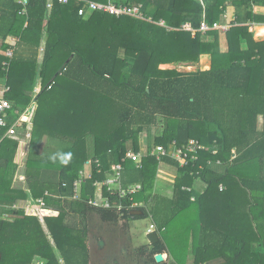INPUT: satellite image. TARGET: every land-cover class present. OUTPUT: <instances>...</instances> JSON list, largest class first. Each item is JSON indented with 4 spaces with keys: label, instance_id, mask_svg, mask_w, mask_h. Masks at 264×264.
<instances>
[{
    "label": "trees",
    "instance_id": "trees-1",
    "mask_svg": "<svg viewBox=\"0 0 264 264\" xmlns=\"http://www.w3.org/2000/svg\"><path fill=\"white\" fill-rule=\"evenodd\" d=\"M201 1L169 0L163 9L157 7V0H111L116 5H140L144 17L140 19L100 13L84 18L77 15L79 2L62 5L58 0H27L22 15L18 2L0 0V78L9 90L4 97L20 111L35 100L39 103L26 164L29 193L10 190L18 141L5 139L0 144V204L12 207L30 195L59 210L56 217L44 219L53 246L35 217L7 210L14 222L0 220V264H32L35 258L44 264H61L60 260L62 264H91L86 226L92 215L121 230L131 221L150 219L161 238L137 248V258L144 264H165L156 263L154 256L163 252L164 243L181 238L172 232L182 226L198 229L197 249L219 251L202 240L201 233L209 229L203 221L202 204L221 184L229 190L228 180L238 178L249 199L262 205L257 194L264 191V179L256 167L264 158V129L257 128L258 117L264 118V42L254 41L248 26L264 24L260 10L264 0L232 1L226 32H197L192 37L179 29L183 23L199 29L204 15L211 25L228 6L225 0ZM159 20L173 30L159 26ZM258 33L264 34V29ZM9 36L18 39L13 47L5 43ZM242 42L246 49L241 48ZM8 50L11 57L2 53ZM202 55L210 57L208 70L160 68L195 64ZM37 78L42 87L34 95ZM111 99L125 107L113 118L107 115ZM154 128L162 131L145 149L141 167L129 160L121 162L127 151L139 152V136ZM89 133L95 134L90 175L82 181L79 199H72L73 184L89 158ZM191 139L205 147L193 165L180 168L169 158L158 161L149 155L157 145L168 148L174 141L182 145ZM108 153L123 166L121 189L140 185L138 192L121 196L119 190L108 192L102 186L111 174L104 159ZM161 163L179 172L172 199L153 192ZM221 168L227 174L219 175ZM196 179L207 184L202 195L192 189ZM104 200L110 208L101 207ZM135 211L142 214L133 215ZM69 216L80 218L82 227L67 223Z\"/></svg>",
    "mask_w": 264,
    "mask_h": 264
},
{
    "label": "crops",
    "instance_id": "crops-1",
    "mask_svg": "<svg viewBox=\"0 0 264 264\" xmlns=\"http://www.w3.org/2000/svg\"><path fill=\"white\" fill-rule=\"evenodd\" d=\"M108 1L111 0H106V2L101 1L97 3H107ZM157 1H158L157 7L163 9H165L169 3V0H157ZM196 1H198L199 3L202 2L201 0H196ZM232 1H236V0H225L226 5H228L227 7H230L228 3H231ZM258 10L259 8H254L255 12ZM260 10L264 11V9L261 8ZM228 12L226 10L225 14H223L226 16V18L227 16L231 17L228 14ZM227 19L229 20V18ZM218 21L223 22L222 18ZM159 22H162L164 24L163 26L159 24V26L166 28L167 31H171L170 29H173L166 26L163 20H159L158 23ZM26 24L27 23H25V25ZM46 28H47V22L45 21L43 22V26H42L43 32L41 33V40L45 38ZM260 29H264V24H250L248 26V32L251 34L253 40L257 42H264V34L258 33ZM194 36L195 35H192V37ZM17 42L18 39L15 36H9L5 41L6 44L12 47L15 46ZM1 43L2 42L0 40V45ZM220 43H221L220 44L221 49L225 50L226 48L225 42L221 41ZM241 48L242 49L247 48L245 42H242ZM2 53L5 55L4 52ZM210 62L211 60L208 55H202L200 56L199 61L193 65L196 68V70L197 69L208 70L210 68V64H211ZM175 66L173 64H165V65H160V68L170 69L171 67L176 68ZM41 87H42V80L37 78L33 90L34 95L40 92ZM5 88H6V81L0 78V96L3 95V91ZM38 107H39V103L36 100L33 101L30 106L27 107L30 112V124H29L30 126L27 127L25 124L23 126H25V128L27 129V132L29 133V137L28 138L25 137L23 138V141H21V143H17L16 151L13 155L14 157L12 160V165L15 166V170H14L10 190H13L15 192L29 193V187L26 177V164L28 159L29 140L31 137V126L32 124H34V119ZM109 108H110L109 109L110 112H108L107 115L110 118L117 117V113L125 109L122 103L112 99ZM46 109L47 107L45 108V110ZM257 128L261 132L264 129V118L262 116L258 117ZM159 129L154 128L150 132L151 134L150 133L146 135L141 134L139 136V149H141L140 151L145 152L146 151L145 149L149 145H151L153 138H155L157 134H161L162 129L161 130ZM46 139L47 138L45 137L44 138L45 141L43 140V147L46 143ZM94 141H95V134L89 133L88 136L86 137L88 157H89L88 161L86 162V165H89L90 162H92V159H94ZM104 159H106V161L108 162L109 169L111 168L112 165L116 164V162H113L111 153L105 155ZM95 161L98 160L95 159ZM260 162L262 163L256 167V171L259 172V177L264 179V158ZM223 169L224 168H221V170H219L218 172L219 175L221 176L227 174L223 171ZM85 173L86 174L88 173L90 175V167L86 170ZM89 175L84 177L88 178ZM178 176H179V172L174 167H171L164 163L159 164L155 178L153 192L161 197L172 199L174 196L175 181ZM228 181L229 182H227L226 185H228L229 190H227L225 185L221 184L219 186V189L214 190L215 192L210 193V196H208L204 200V203L202 204L203 221L205 222L206 226L209 227V229L206 231L207 233L205 234L201 233L202 240H205V242L208 244L217 246L219 248V251L210 250V252H203L197 249L196 246H197V238H198L197 236L198 229L193 230L185 226H182L180 227V229H176L172 232L173 236L177 235L178 237H181V238H174V241H176V243L168 242V245L164 243L165 249H163V252L161 253L163 257V261H162L163 263L177 264L175 259H178V261L181 264H194V261L197 258L198 261L204 260L203 264H222V263L264 264V191L261 192L262 195H260L259 193L257 194L258 199L262 198L263 200L262 205L257 206L256 203L253 202V200L249 199L248 191H245V189L241 186L238 178L236 179V181H230V180ZM192 189L196 193L202 195L205 193L207 189V184L201 179H196L193 181ZM244 191L247 194H245ZM229 192L230 194L228 196ZM45 196H49V194L45 192ZM40 199L43 200V198H39L38 200ZM35 200L37 199L30 198V195H28L27 198L16 200L15 204L12 207H6L0 204V220L6 223L14 222V217L12 215H8L5 213L7 210L11 212L22 211L24 212L25 216L35 217L39 221L45 237L48 239L51 246H53V241L46 227L44 219L46 217H56L59 213V210L55 205L47 206L44 200H43L44 208H41L37 203L38 200L37 201ZM45 212H49L50 214H45ZM245 214H248V219H245ZM150 225H151V221H150ZM77 227L79 226L77 225ZM81 227H82V222L80 228ZM148 229L146 230V236H148L147 233ZM133 230L136 235L135 238L131 236V232ZM124 231H126L125 237L127 239L138 240L139 236L137 235L136 232V226L131 222L128 224V228ZM211 234L213 235L215 234V236L209 238ZM216 234H218V236ZM93 239L95 243L97 242V244L100 245H102V243L104 242V240H101V237L93 238ZM157 239L158 240L160 239L159 234H157ZM90 240L91 239L87 234L86 237L87 248L89 247ZM139 244L142 245L141 241L139 242ZM148 244H150L149 241ZM143 245H147V244H143ZM173 246H180V249L173 251ZM90 260L92 263L91 257ZM205 260H207V262H205ZM60 263L62 264L61 260ZM32 264H44V261L39 258H35Z\"/></svg>",
    "mask_w": 264,
    "mask_h": 264
},
{
    "label": "built area",
    "instance_id": "built-area-1",
    "mask_svg": "<svg viewBox=\"0 0 264 264\" xmlns=\"http://www.w3.org/2000/svg\"><path fill=\"white\" fill-rule=\"evenodd\" d=\"M18 2L23 9L20 11V14H25L24 7L26 6L27 0H15ZM71 1H76L81 4V6L77 10V15L80 17H88L94 13L100 14H107L110 16H114L116 18L122 16H131L135 18L144 19L141 13V6L140 5H133L128 6L125 4L116 5L111 1L107 3H97L93 1L87 0H58V3L62 5H68ZM202 3V2H201ZM150 21L149 18H147ZM222 21H217L209 25L205 20L203 15L202 20L200 22L199 29H193L191 24L184 23L181 25L180 30L189 31L191 35H195L197 32H201L203 34L217 30L221 33L226 32L229 27L230 23L226 20V16L223 15ZM161 26L164 24L159 22ZM173 30V29H170ZM5 56L11 57L12 52L8 50L5 52ZM8 88L6 87L3 91V95L0 96V144L5 139H13L16 141L23 140V138H28L29 133L24 124L28 127L30 126V112L29 109L26 108L23 111L19 109H13L12 104L9 100H7L4 95L8 92ZM29 115V117H28ZM28 117V118H27ZM22 135V138L20 137ZM21 138V139H20ZM204 145L200 144L197 140L191 139L187 143L178 145L175 141L171 143V145L167 148L161 145H157L153 148L150 152V156L155 157L158 161L162 160L163 158H169L178 163L180 168H184L189 165H193L198 160V153L204 151ZM145 152L139 151L135 153L133 151H127L125 156L121 162L125 160L132 161L137 168L141 167L142 159L145 156ZM111 174L106 177V179L102 182V186L106 188L108 192L110 191H118L120 192L121 196H127L134 194L140 190V185L130 186L127 189L122 190L120 187L121 182V173L123 171V166L121 163H117L111 166L110 168ZM84 174L80 172V178H78L73 184V196L72 199H79L80 191H81V184L84 179ZM37 203L41 208H44V202L42 199L38 200ZM92 204H94L92 202ZM95 205V204H94ZM101 207L110 208V203L108 200H104L101 204ZM155 227L150 225L147 233L150 234L154 232Z\"/></svg>",
    "mask_w": 264,
    "mask_h": 264
},
{
    "label": "rangeland",
    "instance_id": "rangeland-1",
    "mask_svg": "<svg viewBox=\"0 0 264 264\" xmlns=\"http://www.w3.org/2000/svg\"><path fill=\"white\" fill-rule=\"evenodd\" d=\"M228 4L230 5L231 3ZM227 8H228L227 12L229 11L228 14L232 17L233 7L230 6ZM227 18L230 17L227 16ZM227 18L226 20H228ZM175 67L180 72H191L196 70L194 65L191 63H180L178 66ZM20 137L22 138V135ZM21 141L23 140H20L17 143H21ZM140 150L141 149H139V151ZM89 167L90 165H86L85 166L86 170ZM85 168L83 170H85ZM86 170L82 172L84 176L89 175L88 173L87 174L85 173ZM81 222H82L81 219L76 217H69V219L67 220V223H69L70 225L77 224L79 227L81 225ZM131 223L136 226V232L137 235L139 236L138 240L127 239L125 237L126 231L121 230L120 228H115L111 225L102 224V222L100 221L97 215H92L86 226L88 231L87 234L91 239L89 241V247H88L89 253L91 255L90 257L92 259L91 264H144L143 260L141 261L138 260L137 258L138 255L135 250L143 246V244L148 245L149 240L146 236V230L149 228L150 219H140L136 221H131ZM131 236L133 238L136 237L134 230L131 232ZM99 237H101V240H104L102 245L97 244V242L96 243L94 242L93 238H99ZM171 240H169V243ZM140 241L142 245L139 244ZM179 249L180 246H173V251Z\"/></svg>",
    "mask_w": 264,
    "mask_h": 264
},
{
    "label": "water",
    "instance_id": "water-1",
    "mask_svg": "<svg viewBox=\"0 0 264 264\" xmlns=\"http://www.w3.org/2000/svg\"><path fill=\"white\" fill-rule=\"evenodd\" d=\"M132 214L133 215H141L142 212L141 211H135V212H132ZM147 237H148L149 243L151 245L155 244L158 241L157 234L155 232L148 234ZM154 259H155L156 263H161L163 261V257L161 254L155 255Z\"/></svg>",
    "mask_w": 264,
    "mask_h": 264
}]
</instances>
